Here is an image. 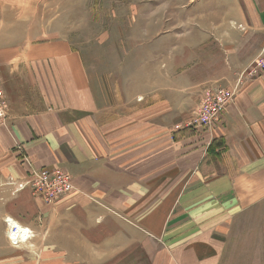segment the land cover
Segmentation results:
<instances>
[{
    "label": "crops",
    "instance_id": "obj_1",
    "mask_svg": "<svg viewBox=\"0 0 264 264\" xmlns=\"http://www.w3.org/2000/svg\"><path fill=\"white\" fill-rule=\"evenodd\" d=\"M236 2L250 30L206 24L186 41L172 37L170 78L140 92L122 116L97 98L65 38L36 39L32 25L14 37V21L4 23L11 10L0 2V90L9 111L15 81L39 87L44 104L0 127V264L226 263L232 227L246 214L264 215V70L240 75L256 60L241 62L240 50L254 56L264 45V0ZM234 36L246 41L227 53ZM179 49L193 50L187 88ZM236 85L210 128H185L205 88ZM17 145L35 167L69 175L74 195L47 206L19 189L27 169ZM8 219L29 231L26 245L10 244Z\"/></svg>",
    "mask_w": 264,
    "mask_h": 264
},
{
    "label": "rangeland",
    "instance_id": "obj_2",
    "mask_svg": "<svg viewBox=\"0 0 264 264\" xmlns=\"http://www.w3.org/2000/svg\"><path fill=\"white\" fill-rule=\"evenodd\" d=\"M0 2L3 8L11 10L6 13L8 16L4 18V23L14 21V37L26 36L32 25L36 39L65 38L80 54L97 98L105 105L116 106L117 114L120 116L124 112V106L128 108L132 99L138 100L140 92L153 89L155 81L162 79L163 82L170 78L165 76V72L170 74L171 53L175 52L170 48L172 37L176 39L178 35L179 40L185 38L186 41L194 26L205 27L206 24L227 25L239 29L240 32L250 30L252 27L250 19L240 22L238 10L244 12V7L236 0L234 2L231 0H0ZM12 6L14 11L11 9ZM255 32L260 42L261 35L259 31ZM227 35L231 36L229 33ZM242 36H234L231 39L230 42L235 47L231 48L233 50H227V53L239 51L237 48L246 41ZM263 48L264 45L260 46L254 56L252 55L255 52L251 53L252 49L240 50L241 62H246L247 59L259 60ZM178 51L177 75L180 86L187 88L188 80L193 77V50ZM237 59L240 61L239 57ZM226 62L227 65L231 63L229 54ZM246 70L247 68L242 70L240 75L242 76ZM217 89L219 88L214 86L207 87L203 90L202 96L206 91ZM42 109L44 104L39 87L29 85L24 80L15 81L14 112L9 111L10 117L12 113L14 118H19ZM70 179L73 190L60 197L57 202L74 195L75 186L71 177ZM30 194L44 205L54 206L57 203L48 205L35 197L33 192ZM226 243L225 264H264V215L256 212L253 216L246 214L242 219L240 218L232 227L230 238Z\"/></svg>",
    "mask_w": 264,
    "mask_h": 264
},
{
    "label": "built area",
    "instance_id": "obj_3",
    "mask_svg": "<svg viewBox=\"0 0 264 264\" xmlns=\"http://www.w3.org/2000/svg\"><path fill=\"white\" fill-rule=\"evenodd\" d=\"M264 70V48L262 49V57L254 61L246 71L250 77L255 76ZM238 86H233L227 89H217L206 91L200 101V104L191 120L186 124L187 129H202L210 128L215 123L224 108L229 105L235 98ZM9 120V103L0 90V127H7ZM16 150L19 152V157L27 167V175L25 182L19 183V189L28 187L35 197L40 198L48 205L55 204L57 200L65 196L73 190L70 177L63 171L56 168H37L29 160L28 156L23 153L21 146L17 145ZM7 227L9 226L6 223ZM13 232H17V227L13 228ZM9 242L11 241L8 238ZM11 245L17 246V241H11Z\"/></svg>",
    "mask_w": 264,
    "mask_h": 264
},
{
    "label": "bare ground",
    "instance_id": "obj_4",
    "mask_svg": "<svg viewBox=\"0 0 264 264\" xmlns=\"http://www.w3.org/2000/svg\"><path fill=\"white\" fill-rule=\"evenodd\" d=\"M7 223L9 224L8 232L11 235L13 242L17 241L19 243L18 246L26 245L27 239H28L29 234H30L29 231L25 228H22V227L15 225L14 222L10 219L7 220ZM14 227H17L16 233L13 232Z\"/></svg>",
    "mask_w": 264,
    "mask_h": 264
}]
</instances>
